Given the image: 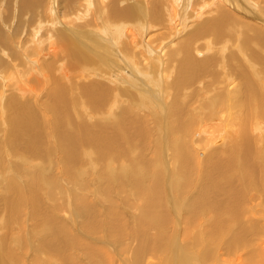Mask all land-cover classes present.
<instances>
[{
  "label": "bare ground",
  "instance_id": "6f19581e",
  "mask_svg": "<svg viewBox=\"0 0 264 264\" xmlns=\"http://www.w3.org/2000/svg\"><path fill=\"white\" fill-rule=\"evenodd\" d=\"M47 1L49 14L41 0H18L14 15L0 16L8 29L16 18L12 34L0 28V264L19 263L14 216L38 214L41 189L60 188L46 176L79 180L90 171L101 185L78 187L79 213L66 212L74 230L78 218L87 232L102 229L101 240L89 238L102 247L49 218L44 254L69 243L83 247L86 264L100 255L103 264H264V0ZM185 7L202 20L189 22ZM236 64L233 78L226 69ZM186 129L198 131L192 146ZM174 159L187 177L171 191ZM188 189L185 204L177 194ZM211 199L208 237L209 213L199 209Z\"/></svg>",
  "mask_w": 264,
  "mask_h": 264
},
{
  "label": "rangeland",
  "instance_id": "374dc122",
  "mask_svg": "<svg viewBox=\"0 0 264 264\" xmlns=\"http://www.w3.org/2000/svg\"><path fill=\"white\" fill-rule=\"evenodd\" d=\"M44 1V0H43ZM47 1V0H46ZM193 2H195V1H197V0H192ZM203 2V1H206V0H198L196 3L198 4L199 2ZM253 1V2H252ZM252 1H250L249 0V2H252V3H256V1L255 0H252ZM18 2V0H0V16L2 17V19H5L6 20V18H8V16H9V11H10V15H14V13H12V10H9V9H11V7H13L14 6V4H16ZM47 2H49V1H47ZM46 2V3H47ZM46 3H44V4H46ZM83 3V2H82ZM10 4H12V5H10ZM78 4V3H77ZM121 4V3H120ZM181 4V0H177V5L179 6ZM257 4V3H256ZM121 5H123V4H121ZM120 5V6H121ZM5 6V7H4ZM43 5H42V0H41V7H42ZM180 7V6H179ZM55 8L57 9V10H53L55 13H57L58 12V3L55 5ZM187 7H185L184 8V12H185V14H186V16H184L189 22H191V23H194V20H195V23H198V22H200L201 20H202V17L201 16H192V15H187L188 14V10H189V8L187 9V10H185ZM4 9V10H3ZM43 11H45V14L47 13V14H49V13H51V12H49V10H48V8H47V6H43ZM43 11H41V12H43ZM47 11V12H46ZM49 12V13H48ZM52 16V15H51ZM197 17V18H196ZM195 18V19H194ZM201 18V19H200ZM241 19H243V20H246V19H244V18H242V17H238L237 16V20H241ZM1 20V19H0ZM12 20V21H11ZM10 20V28L8 29L7 28V21L6 22H4V21H2L1 20V22L2 23H0V28L1 29H3L4 31H9L10 30V32L9 33H11L12 34V31H13V29H14V26H12L13 24L16 26V18L13 20V16H12V19ZM197 20V21H196ZM258 20H260L259 19V17H258ZM242 21V20H241ZM4 23V24H3ZM6 23V24H5ZM3 24V25H2ZM3 26H4V28H3ZM187 28H191V26L190 27H187ZM8 29V30H7ZM12 30V31H11ZM6 33V32H5ZM119 52V51H118ZM135 63H137L134 59H132L131 58V61L129 62V67H132L133 65H135ZM137 66H138V63H137ZM133 67H135V66H133ZM237 67H238V64H236L234 67H232L230 70H227L226 69V74L227 75H231L233 78H237V76H238V71L236 70L237 69ZM217 75V78L219 77V72L218 71H215V67L213 66V69H212V71H211V76H216ZM169 76V75H168ZM155 78H158V76H156ZM166 78H168V77H166ZM116 79V78H115ZM120 79V78H119ZM170 78H168L167 80H169ZM203 79H205V78H203ZM203 82H200V84H201V86L203 85L202 84ZM208 83H210V81L208 82ZM255 83H258V81L256 80V82ZM235 84V83H234ZM196 88H197V86H196ZM191 90H187L188 92H187V96L192 92V89L193 88H190ZM166 97H167V95H166ZM192 100H194V101H196L195 100V98H192ZM191 100V101H192ZM168 101V100H167ZM167 101H166V103H167ZM186 102V101H185ZM35 105H36V108L37 107H39L38 106V101H37V99H35ZM187 103V102H186ZM192 103V102H191ZM191 103H187L188 104V110H192V109H194V108H196V104L194 105V104H191ZM192 105H194V106H192ZM133 110V109H132ZM137 110H135V112H136ZM134 112V111H133ZM141 112V111H140ZM201 112L202 111H198V112H196V114L198 115H196V114H194L193 116H197L196 118H199V115L201 116L202 114H201ZM142 113H143V111H142ZM199 113V114H198ZM141 114V113H140ZM147 115V114H146ZM145 115V117H147ZM192 117V116H191ZM150 118H152L151 116H150ZM161 119H160V122H162L163 120H162V117H160ZM146 119V118H145ZM5 121H7V118L5 119ZM165 121H166V123H168V124H170V120H169V117L167 118V119H165ZM0 125H3L1 122H0ZM160 125H162V124H160ZM149 127H150V125H149ZM172 128V127H171ZM177 131V130H176ZM175 131V132H176ZM190 131H192L191 129H186V131H184V133H185V135L187 136V138H184V139H186V140H189L188 142H194L195 140H196V138H197V134H198V131H196V129L194 130V131H196V133L194 134H191V132ZM178 132V131H177ZM187 132H188V134H187ZM191 135V136H190ZM170 137V133L168 134V138ZM178 138H180L181 137V134L180 135H178L177 136ZM195 137V138H194ZM173 138V137H172ZM192 138V139H191ZM169 139H167L166 138V141H168ZM192 142V143H193ZM192 143H191V146H192ZM149 146H151L152 148H153V143L152 142H150V144H149ZM8 151H10V150H8ZM138 152V150H135L134 152L132 151L131 153V158L133 157V156H135L136 154H137V152ZM211 151V150H210ZM201 152H204L203 150L201 151ZM193 153H195V152H193ZM196 154H197V152H196ZM198 154H200V152L198 153ZM198 154H197V157L198 158H200V156H198ZM193 156H194V154H193ZM145 157L147 158V160H149V161H152V159L151 158H153V155H151V150L150 149H148L147 151H146V154H145ZM134 158V157H133ZM140 161V160H139ZM127 163V164H126ZM121 164V163H120ZM120 164H119V162H118V164H115V166H118V167H115V166H112L113 167V169L115 170V172H113V177L114 178H117L118 179V176H120V178H121V170H120ZM139 165H140V170H143L144 168L143 167H145L146 168V166L144 165V164H142L141 162H139L138 163ZM142 164V165H141ZM149 164V163H148ZM128 166V168H129V163L128 162H124V164H123V167L124 166ZM172 165H173V170H174V173H173V175H172V173H171V175H172V177L174 178V179H176V181L175 180H173L172 181V184H171V191H172V185L174 186V190H175V187L177 188V189H179L182 185H183V183L185 182V180H184V178H183V176H186L185 175V168L184 167H182L181 165H180V162L177 160H175L174 159V161L172 162ZM171 165V166H172ZM111 167V168H112ZM193 167V166H192ZM179 168V169H178ZM195 168V166L193 167V168H191L192 170ZM119 169V170H118ZM153 169V168H152ZM170 171H171V168L169 169ZM131 171V172H130ZM170 171H169V173H170ZM193 172H195L194 170H193ZM90 174H87L86 175V177H83L82 179H71L70 177H68V176H62V177H60L59 175L58 176H55V175H50V176H46V178H48V180L49 179H54V181H56L57 183H58V185H60V188L57 190V191H55L52 195L46 190H44V189H41V193H40V195H39V197H40V201H39V209H38V214H36V212H34V215H33V213H31V209L30 208H23L22 210H20L18 213H17V215L16 216H14V219H16L15 220V222L17 223H15V227H14V234H15V237L13 238L14 240H19V241H21V243L19 242V245H18V247L16 248V246L14 247V249H13V253H14V255L18 258V264H70L69 263V261H68V259H70V261H71V264H73L72 263V261L74 262V263H78V264H86V262H85V260H81L79 257H81V254L83 253V247L81 246V247H78V245L77 244H74L73 246H71V245H69V243H67V249H64V248H62V247H58V246H56L55 248L59 251V253L57 252V251H54V252H48V251H46L47 252V254H44V252H42V242L44 241V239H46L47 238V234H46V232H45V230H44V228L46 227V226H52L51 225V223H50V221H49V218H52V220H53V222H57V221H59V222H61V223H63V224H68L69 223V226H71V228H72V225H71V221H72V219L70 218L69 219V217L71 216L70 214H68L69 213V210H70V208L68 207V206H72L73 207V209L74 210H76L75 212H78L79 213V211H78V208H77V205H76V203L74 204L73 202H74V200H75V198L77 197L76 196V194L78 193V191L76 190L78 187H83V186H88L89 185V187H90V189L92 190L93 188H95V187H97V186H100L101 185V183H100V181H101V176H99L98 175V173H97V171H94V172H92V171H90L89 172ZM127 173L129 174V175H127L126 174V179L129 181V183H132L133 181V179H134V176H136L135 175V172H133L130 168H129V170L127 171ZM137 173H140V172H137ZM47 174V172L45 173V175ZM117 174H119V175H117ZM121 174V175H120ZM179 174V175H178ZM90 175V176H89ZM141 174H139V176H140ZM182 175V176H181ZM195 175V176H194ZM193 175V178L195 179V181L197 182H199V181H201V179H202V176H201V174H200V176H198V174L196 175V173ZM88 176V177H87ZM94 176V177H93ZM177 176V177H176ZM187 177V176H186ZM185 177V178H186ZM130 178V179H129ZM139 178V177H138ZM180 178V179H179ZM189 178V177H188ZM51 179V180H52ZM135 179H137V177H135ZM61 180V181H60ZM95 180V181H94ZM122 180V179H121ZM62 181H63V183L64 184H62ZM93 181V182H92ZM118 181V180H117ZM67 182V183H66ZM123 182V181H122ZM147 182H149V180L147 179V181L146 182H143L142 184H146ZM196 182L193 184L194 185V187H195V184H196ZM125 184L127 183V181H125L124 182ZM133 184V183H132ZM63 185V186H62ZM95 185V186H94ZM94 186V187H93ZM114 187V186H113ZM187 189V188H186ZM185 191L186 190H184V192L183 191H181L182 193H178L177 195H178V197L180 198V199H182L183 197H184V201H185V204L187 203V201L186 200H188L186 197L192 192V190L190 189H188V192L186 191V193H187V195L185 196V194H183V193H185ZM190 191V192H189ZM40 192V191H39ZM78 195V194H77ZM180 195V196H179ZM182 195H183V197H182ZM177 197V198H178ZM191 197V196H190ZM92 199V198H91ZM128 200V199H127ZM182 200V201H183ZM71 201V202H70ZM131 202V200L129 199V202L128 203H130ZM207 202H209V201H207ZM206 202V203H207ZM211 202H212V206L214 205V201H213V199H211V201L209 202V205L207 206H205V207H201L199 210L200 211H202V210H207L208 211V215H207V221H206V223L204 224V229L206 228V233H209V236H208V234H207V236L208 237H213L212 235H214V232H213V226L211 227V225H212V223L213 224H215L216 223V221H213V219H214V212H213V207L211 208ZM47 206H46V205ZM131 205H135V203H133V202H131ZM210 206V207H209ZM205 208V209H204ZM98 209H99V207H98ZM68 210V211H67ZM68 213H67V212ZM100 211V210H99ZM105 213V212H104ZM195 215L198 213L197 211H196V209H195ZM194 213H193V217H195L194 216ZM36 214V215H35ZM28 216V217H27ZM30 216V217H29ZM64 216V217H63ZM67 216V217H66ZM79 216V215H78ZM32 220H31V219ZM60 218V219H59ZM104 216H103V220H104ZM29 219V220H28ZM38 219V220H37ZM215 220V219H214ZM27 221V222H26ZM27 223V224H26ZM198 222H196V224H197ZM23 224V225H22ZM48 224V225H47ZM27 225V226H26ZM168 226V227H167ZM170 226L171 225H166L165 226V229L164 230H166L167 231V229L169 230L170 229ZM190 227H192V225H189ZM209 226L212 228V229H210L209 228ZM18 228H21V229H18ZM23 228V229H22ZM195 228L196 227H193V229L195 230ZM43 229V230H42ZM46 229V228H45ZM78 230H80V232H84L85 233V236L84 235H82V236H84V237H82V236H80V235H78ZM72 234L75 236V237H79V239H81V241H83L85 244H89L91 247H93L95 250L96 249H98L99 248V246L100 247H102L101 246V243L99 242V243H96V242H93L91 239H89V238H93L94 240H101L100 239V237L102 238L103 237V231H102V229H101V232H95L96 234H92V233H90V232H87L86 231V228H83L82 227V225H81V219H77V221H76V225H75V230L72 228ZM100 231V230H99ZM19 232V233H18ZM6 233V232H5ZM5 233H4V231L3 230H0V236H4L5 235ZM80 234V233H79ZM227 234V233H226ZM16 235H18V236H16ZM108 235V234H107ZM228 236H229V234H228ZM22 237V238H21ZM218 238V237H217ZM217 238H215V240L217 239ZM21 239V240H20ZM110 240H111V238H109ZM212 238H209V240H211ZM40 241H42L41 242V247H38V243L40 242ZM95 244H96V246H95ZM99 244V245H98ZM204 244V243H203ZM77 245V246H76ZM105 245V246H104ZM107 244H104L103 243V247H107L108 248V246H106ZM205 246H204V248L206 249V248H208V245L205 243L204 244ZM23 246V247H22ZM30 247H31V251H30ZM78 249H77V248ZM96 247V248H95ZM21 249V250H20ZM14 250H16V253H15V251ZM34 250L35 251H37V250H39V253L38 252H34ZM23 251V252H22ZM30 253V254H29ZM43 253V254H42ZM198 253V251L196 252V254ZM20 254V255H19ZM26 254V255H25ZM66 255L67 257H68V259H67V261H65L64 259H63V255ZM97 254V256L98 255H100L99 253H96ZM200 254H201V251H200ZM24 257H23V256ZM54 255V256H53ZM74 255H75V257H74ZM202 255V254H201ZM20 256H21V258H20ZM102 255H100V263L99 264H103V261H102V257H101ZM32 257V258H31ZM38 257V258H37ZM69 257H71V258H69ZM99 257V256H98ZM20 258V259H19ZM77 258V259H76ZM202 258V257H201ZM23 259H25V260H23ZM44 259H47L48 260V262H46ZM62 259V260H61ZM72 259V260H71ZM80 259V260H79ZM60 260V261H59ZM104 260V259H103ZM41 261V262H40ZM63 261V262H62ZM23 262V263H22ZM25 262V263H24ZM31 262V263H30ZM201 263V262H200ZM201 264H203V263H201Z\"/></svg>",
  "mask_w": 264,
  "mask_h": 264
}]
</instances>
